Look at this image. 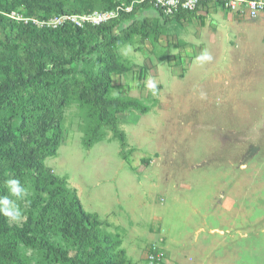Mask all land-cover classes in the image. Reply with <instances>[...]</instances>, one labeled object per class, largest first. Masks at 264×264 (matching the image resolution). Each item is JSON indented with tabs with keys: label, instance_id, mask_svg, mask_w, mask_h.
<instances>
[{
	"label": "rangeland",
	"instance_id": "1",
	"mask_svg": "<svg viewBox=\"0 0 264 264\" xmlns=\"http://www.w3.org/2000/svg\"><path fill=\"white\" fill-rule=\"evenodd\" d=\"M92 1L84 14L100 9ZM210 9L180 23L138 16L139 30L117 49L128 70L112 74L108 98L135 99L141 108L110 109L114 129L75 91L56 154L43 163L130 264H151L152 251L161 264H264V16ZM14 16L39 19L23 7ZM205 50L212 60L198 62ZM100 54H88L90 73ZM149 76L155 95L145 87ZM20 181L29 195L18 201L24 218L16 224L36 199L31 174ZM52 233L73 256L75 247ZM23 253L29 264H47L41 251Z\"/></svg>",
	"mask_w": 264,
	"mask_h": 264
},
{
	"label": "trees",
	"instance_id": "2",
	"mask_svg": "<svg viewBox=\"0 0 264 264\" xmlns=\"http://www.w3.org/2000/svg\"><path fill=\"white\" fill-rule=\"evenodd\" d=\"M76 1L78 8L72 4ZM134 1L100 0V9L94 11L118 10L117 16L100 25L65 23L50 28L37 27L33 18L17 23L10 14L23 7L27 16L40 20L82 15L92 11L93 1L0 0V34L4 36L0 38V196L8 195L7 179L21 180L28 173L36 194L21 224L0 215V264H29L23 249L41 251L47 264H130L124 252L117 251L118 241L101 230L94 214L84 210L76 191L43 163L56 154L63 135L62 112L75 91L80 101L95 108L101 122L114 129L110 109L141 108L135 99L108 98L112 74L128 70L117 49L139 30L138 16L146 24L152 20L145 17L148 13L180 23L196 13L178 11L166 16L147 2ZM132 3V10L125 11ZM91 51L101 53L94 73L85 68ZM80 64L83 67L77 69ZM78 73L79 80H74ZM52 232L61 243L68 241L75 247L73 256L54 243ZM161 258L148 261L161 264Z\"/></svg>",
	"mask_w": 264,
	"mask_h": 264
},
{
	"label": "built area",
	"instance_id": "3",
	"mask_svg": "<svg viewBox=\"0 0 264 264\" xmlns=\"http://www.w3.org/2000/svg\"><path fill=\"white\" fill-rule=\"evenodd\" d=\"M134 2H147L154 8L162 10L166 16L174 15L178 11H198L200 8L207 5L219 6L223 10L234 13L238 17L257 19L264 16V0H135ZM133 5L134 4L132 3L126 7L125 11H131ZM117 15L118 10L93 11L82 15L54 16L47 20L32 19V22L40 27L46 26L50 28H57L65 23L83 27L86 24L100 25ZM10 17L13 19L15 18L14 12L10 14ZM24 22H28V20H24ZM153 257H156L159 261L162 256L160 255V252H158L156 255H150V259ZM150 263L152 264L153 262L151 261Z\"/></svg>",
	"mask_w": 264,
	"mask_h": 264
},
{
	"label": "clouds",
	"instance_id": "4",
	"mask_svg": "<svg viewBox=\"0 0 264 264\" xmlns=\"http://www.w3.org/2000/svg\"><path fill=\"white\" fill-rule=\"evenodd\" d=\"M196 59L198 62L211 61L212 55L205 50ZM145 87L154 95L156 94L157 82L151 76L146 79ZM5 186L8 190V195L0 196V215L5 217L10 223H18L24 218L18 201L28 197L29 189L17 178L7 179Z\"/></svg>",
	"mask_w": 264,
	"mask_h": 264
},
{
	"label": "crops",
	"instance_id": "5",
	"mask_svg": "<svg viewBox=\"0 0 264 264\" xmlns=\"http://www.w3.org/2000/svg\"><path fill=\"white\" fill-rule=\"evenodd\" d=\"M210 7H211V5L210 6H204V7H202V8H200L196 13H194V14H198V13H206L207 11H209V12H211V9H210ZM227 12V11H226ZM228 13H230V12H228ZM234 14V13H233ZM237 16V15H236ZM241 17H238L237 16V19H240Z\"/></svg>",
	"mask_w": 264,
	"mask_h": 264
}]
</instances>
